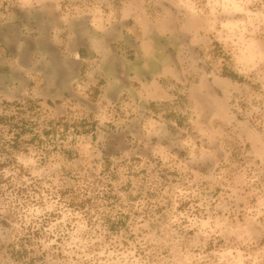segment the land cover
I'll return each instance as SVG.
<instances>
[{
    "label": "clouds",
    "instance_id": "clouds-1",
    "mask_svg": "<svg viewBox=\"0 0 264 264\" xmlns=\"http://www.w3.org/2000/svg\"><path fill=\"white\" fill-rule=\"evenodd\" d=\"M0 264H264V0H0Z\"/></svg>",
    "mask_w": 264,
    "mask_h": 264
}]
</instances>
